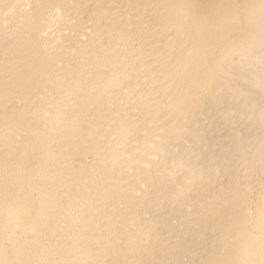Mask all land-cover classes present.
Here are the masks:
<instances>
[{"label":"bare ground","instance_id":"1","mask_svg":"<svg viewBox=\"0 0 264 264\" xmlns=\"http://www.w3.org/2000/svg\"><path fill=\"white\" fill-rule=\"evenodd\" d=\"M0 264H264V0H0Z\"/></svg>","mask_w":264,"mask_h":264}]
</instances>
